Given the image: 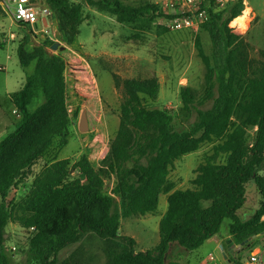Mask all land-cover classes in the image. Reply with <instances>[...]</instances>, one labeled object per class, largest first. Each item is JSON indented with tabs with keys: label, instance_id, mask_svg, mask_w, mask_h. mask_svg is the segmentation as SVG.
<instances>
[{
	"label": "trees",
	"instance_id": "obj_1",
	"mask_svg": "<svg viewBox=\"0 0 264 264\" xmlns=\"http://www.w3.org/2000/svg\"><path fill=\"white\" fill-rule=\"evenodd\" d=\"M86 2L126 24L144 22L148 12L154 10L136 9L121 0ZM45 4L56 18L58 31L72 42L83 21L81 6L70 0H45ZM239 13L237 5L226 19L221 12H210L200 26L212 45L209 60L196 41L206 68L204 100H212V105L196 111V121L188 131H173V117L167 111L150 110L144 104L146 98H157V79L116 81L124 99L118 131L101 165L95 169L81 156L72 166L68 159L60 160L39 173L26 201L27 215L13 221L33 230L28 251L37 264H54L60 251L78 243L87 232L109 241L121 238V218L156 212L158 195L174 162L214 140L220 142L215 154H225V163L206 161L195 171L193 189L177 190L168 196L157 247L135 252L134 240L123 237L125 254L112 264H180L165 262L170 244L190 252L197 250L220 233L225 221L230 222L234 244L264 232L262 222L241 233L245 224L239 217L248 184L257 186L264 202V174L260 175L264 170V51L259 61L250 59L248 43L228 27ZM17 56L20 66L27 68L35 62V68L26 76L23 89L13 95L20 119L0 141V264H7L5 228L12 221L8 202L11 189L45 153L53 147L64 148L69 140L64 60L48 54L44 47L28 52L19 46ZM39 93L43 103L30 109L31 100ZM180 98L182 108L190 111L195 103L193 91L182 87ZM249 128L256 129L251 145L247 144ZM72 168L78 170L79 178H71ZM105 179L113 183L110 193L105 190ZM262 216L264 205L257 213L258 218Z\"/></svg>",
	"mask_w": 264,
	"mask_h": 264
},
{
	"label": "rangeland",
	"instance_id": "obj_2",
	"mask_svg": "<svg viewBox=\"0 0 264 264\" xmlns=\"http://www.w3.org/2000/svg\"><path fill=\"white\" fill-rule=\"evenodd\" d=\"M70 1L81 6L83 16L78 33L70 43L58 31L52 11L45 27L34 31L13 23L0 9V141L13 130L20 119L13 95L23 89L26 76L35 68V62L27 68L20 66L17 56L19 46H24L28 52L36 47H44L48 54L64 60L66 107L69 116L68 144L62 149L53 147L45 153L25 172L24 177L8 195L12 221L5 228L7 264H37L28 251L33 230L24 229L13 221L27 215L26 201L39 173L46 166L60 160L68 159L72 166L81 156H85L95 169L104 160L109 143L118 131L120 106L124 99L122 87L116 85V81L132 78L157 79L160 86L157 98H146L144 104L150 110L167 111L173 117L172 130L179 133L191 128L196 121L197 110L211 107L212 100H204L207 90L206 68L196 47L198 40L204 56L210 60L212 45L209 36L200 27L172 30L167 26L171 18L182 16V11L194 13L199 10L206 15L210 12H221L226 19L229 11L236 5L240 10L239 15L244 9H249L244 27L234 26L236 17L228 27L234 35L248 43L250 59L259 61V54L264 51V0H223V6L215 0H195L190 8L184 5V0H121L123 4L136 9L154 8L145 16L146 21L138 24L120 23L115 16L89 6L86 0ZM35 2L39 8L46 5L45 0ZM151 17L154 20H150ZM161 28H166L167 31L161 32ZM26 37L27 41L24 40ZM53 45L57 46L56 49H52ZM182 87H189L194 93L195 103L190 111L182 108ZM43 100V95L37 94L31 100L29 108L35 109ZM83 113L87 130L80 132L79 120ZM255 133V128L247 130L248 145L254 141ZM219 143V140L204 143L197 151L175 161L166 184L158 195L156 212L121 218L118 230L121 238L109 241L87 232L78 243L60 251L54 264H112V261L125 254L127 247L123 237L134 240L135 252L153 251L160 241L159 223L167 211L168 196L177 190L193 189L195 171L206 161L217 165L225 163V154H215V147ZM262 174L264 170L260 172ZM70 176L79 178L80 174L72 168ZM104 181L105 190L110 193L113 183L108 179ZM263 205L257 186L254 183L248 184L246 203L239 211V217L245 224L241 233L264 222V216L257 217ZM229 223L225 221L220 233L197 250L190 252L176 243L170 244L165 262L250 264L249 256L257 254L256 264H264V232L249 236L239 245L234 244V238L229 233Z\"/></svg>",
	"mask_w": 264,
	"mask_h": 264
},
{
	"label": "built area",
	"instance_id": "obj_3",
	"mask_svg": "<svg viewBox=\"0 0 264 264\" xmlns=\"http://www.w3.org/2000/svg\"><path fill=\"white\" fill-rule=\"evenodd\" d=\"M195 0H184L185 6L190 8ZM215 2L223 6V0H215ZM0 8L4 11L9 19L18 25L28 27L32 30H39L45 27L47 18L51 16V10L47 5L39 8L35 0H0ZM182 16L173 17L167 23L172 30L198 29L201 24L206 21L207 15L204 11H182ZM257 254L249 256L250 264H256Z\"/></svg>",
	"mask_w": 264,
	"mask_h": 264
},
{
	"label": "bare ground",
	"instance_id": "obj_4",
	"mask_svg": "<svg viewBox=\"0 0 264 264\" xmlns=\"http://www.w3.org/2000/svg\"><path fill=\"white\" fill-rule=\"evenodd\" d=\"M248 13H249V9H244L242 14L234 19V21H233L234 26L241 28L243 26V24L245 23V20L248 19L247 18Z\"/></svg>",
	"mask_w": 264,
	"mask_h": 264
},
{
	"label": "water",
	"instance_id": "obj_5",
	"mask_svg": "<svg viewBox=\"0 0 264 264\" xmlns=\"http://www.w3.org/2000/svg\"><path fill=\"white\" fill-rule=\"evenodd\" d=\"M56 45L52 46V49H56ZM87 130V122L84 113L81 115L80 120H79V131L80 132H85ZM224 258H226V255L223 254Z\"/></svg>",
	"mask_w": 264,
	"mask_h": 264
},
{
	"label": "crops",
	"instance_id": "obj_6",
	"mask_svg": "<svg viewBox=\"0 0 264 264\" xmlns=\"http://www.w3.org/2000/svg\"><path fill=\"white\" fill-rule=\"evenodd\" d=\"M244 25H245V23L243 24L242 27H244ZM0 118H2V117L0 116ZM2 122H3V121H2ZM2 126H4V125H2ZM4 128H5V127H4ZM213 238H214V237H213ZM213 238L209 239L208 242H211V241L213 240Z\"/></svg>",
	"mask_w": 264,
	"mask_h": 264
}]
</instances>
